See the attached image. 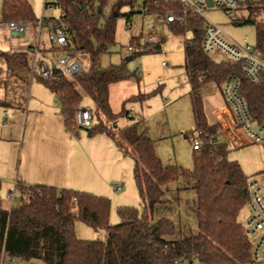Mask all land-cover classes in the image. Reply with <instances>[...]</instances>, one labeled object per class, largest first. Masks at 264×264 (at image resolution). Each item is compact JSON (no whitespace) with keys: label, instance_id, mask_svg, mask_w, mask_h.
Segmentation results:
<instances>
[{"label":"trees","instance_id":"16d2710c","mask_svg":"<svg viewBox=\"0 0 264 264\" xmlns=\"http://www.w3.org/2000/svg\"><path fill=\"white\" fill-rule=\"evenodd\" d=\"M138 0H55L60 17L73 39L72 52L85 56L86 70L53 82H45L60 104L66 132L74 134L77 128L75 108L84 97L93 103L96 111L107 122L116 124L122 109L113 114L108 101V89L113 83L129 79L126 61L119 65L101 67V56L114 45L115 20L123 15L125 7L134 8ZM140 13L164 17L180 8L173 0H139ZM44 4V9L47 7ZM107 9L109 11L107 12ZM0 23L23 21L37 23L28 0H2ZM134 12L124 14L129 16ZM256 26L255 49L264 61V21L242 20ZM204 21L188 14L185 23L168 27L174 34L190 32L184 41V68L190 84L189 98L195 128L201 129L204 143L200 150H192V169L164 165L155 154L154 142L141 121L120 130L123 144L116 139L110 126L99 122L86 129L93 137L105 134L123 155L134 159L133 181L142 203L139 212L133 207H118L119 223L109 222L111 202L108 198L73 189H57L46 185L19 184V202L11 208L0 195V257L4 250L30 264H172L184 258L189 264H252V245L238 216L247 204L246 178L236 162L227 159L228 145L211 141L217 126L206 122L200 91L208 83L222 87L229 76L240 81L239 94L245 100L249 114L257 119L264 116V75L261 82H251L242 72L241 64L227 60L213 61L201 50ZM133 42V40H132ZM159 44L139 46L136 56L153 53ZM9 72L30 70L26 52H2ZM148 95L128 98L126 103L142 100ZM138 102V101H137ZM130 119H134L131 117ZM184 180L185 187L195 194L192 212L198 232L182 234L176 231L170 219H153L157 204L168 203L165 196L170 185ZM181 189H177L179 191ZM80 221L94 230H103L105 240H83L77 237L74 224ZM178 234L177 238L171 237Z\"/></svg>","mask_w":264,"mask_h":264},{"label":"rangeland","instance_id":"374dc122","mask_svg":"<svg viewBox=\"0 0 264 264\" xmlns=\"http://www.w3.org/2000/svg\"><path fill=\"white\" fill-rule=\"evenodd\" d=\"M114 1V0H112ZM34 16L40 18H58L60 10L44 9V0H28ZM49 2V1H48ZM140 1L134 8L125 7L121 16L115 20V43L109 53L100 58V66L119 65L126 57L138 52L145 35L156 32L159 38V49L153 53L136 56L126 63V69L132 76L111 87L110 106L119 115L132 109L134 119L119 115L116 124L107 122L100 115L93 103L84 97L79 106L89 107L94 112L92 125L102 122L110 126L116 139L123 144V150L129 151L123 142L120 130L134 122L141 121V126L148 128V134L154 142L155 154L164 165L192 169V149L188 134L195 128L194 117L189 98V83L182 68L184 63V41L189 39L190 32L174 34L156 15L139 13ZM109 9H107V12ZM134 12L129 19L124 16ZM235 17L241 20L264 21V6L249 10L235 9ZM207 22L218 25L225 34L237 43L246 37L251 45L256 43V26L242 23L238 27L227 17L225 11L213 9L204 13ZM37 35V23H27V31L18 41L28 43ZM4 36L10 39V32L0 33V51L4 48ZM44 37V31L41 33ZM33 37V39H32ZM133 37V42L130 38ZM134 47L129 53L127 46ZM157 44V43H156ZM154 45V44H148ZM68 53L56 52L55 57ZM31 61V57L28 55ZM213 61H221L223 56L211 57ZM82 70L88 67L85 56H78ZM167 64L168 66H163ZM8 72L9 77H6ZM222 87L208 83L200 91L203 110L209 118L211 110L225 105L221 95ZM135 93L148 95L142 101L126 103L124 96ZM0 111L7 110L6 119L0 115V195L6 197L16 188L15 203L19 202L18 186L33 185L31 178L52 183L57 189H73L96 196L108 198L111 202L109 222L119 223L118 207H133L139 212L142 203L139 199L134 181V159L131 155H123L107 135H87L85 128H77L74 134H66L62 117L59 115L60 104L43 82L30 78L28 70L16 71L13 76L0 58ZM142 101V102H141ZM5 108V109H4ZM28 116V119H27ZM210 120H214L210 117ZM187 137V138H186ZM227 159L236 162L244 176L258 179L264 170V151L257 144L244 146H228ZM44 182V183H45ZM40 183V182H38ZM48 185V184H47ZM15 186V187H14ZM119 187V190H117ZM185 187L180 179L170 185V191L164 197L168 203L157 204L153 211V219H170L178 233L196 234V219L192 212L195 206V194ZM177 189H181L176 191ZM247 204L241 210L238 220L242 222L248 216ZM78 238L83 240H105L103 230H94L80 221L74 224ZM178 234L171 237L177 238Z\"/></svg>","mask_w":264,"mask_h":264},{"label":"built area","instance_id":"2783aa9c","mask_svg":"<svg viewBox=\"0 0 264 264\" xmlns=\"http://www.w3.org/2000/svg\"><path fill=\"white\" fill-rule=\"evenodd\" d=\"M49 1V2H48ZM167 0H165L166 2ZM180 6L177 12L170 11L160 18L164 24L185 23L188 14L203 19V38L201 41L202 52L209 57L223 56L227 61L241 64L243 74L253 83L261 82L264 75V61L260 53L251 45L247 38L242 43H237L228 37L221 27L209 23L204 13L213 9H221L226 12L231 22L241 19L235 17V9L249 10L264 6V0H173ZM209 1L211 5H209ZM50 10L55 8V0H44ZM46 8V9H47ZM61 15V13H60ZM232 23V24H233ZM6 28L15 36H22L27 31V23L23 21L0 23V29ZM44 31V37L41 33ZM155 33L149 32L146 36V44H155ZM73 39L64 26L61 17H43L37 21V35L33 43L25 52L31 57L30 76L45 82L56 81L60 77L54 75L55 70L61 72V77L70 78L82 71V67L72 52ZM131 51L132 48L128 47ZM68 53L66 56L55 57L56 52ZM163 66H167L163 64ZM240 81L236 76H229L222 85L221 95L225 105L221 110L212 114L213 122L217 126V132L211 135V141L233 146H244L251 143L257 144L264 151V116L260 119L249 114L245 100L239 94ZM5 117L7 111H0ZM132 109L128 113L131 118ZM94 112L89 107L77 106L75 108V121L78 127L87 128L91 125ZM204 133L201 129L194 128L188 134V139L193 151L200 150L204 143ZM15 187V186H14ZM119 190V187H117ZM247 205L251 212L249 219L244 224V231L251 242L252 264L264 262V170L258 179H247L245 182ZM16 188L9 192L5 199L9 208L15 204ZM0 264H30L29 262L8 255L4 250L0 257ZM172 264H189L184 258L176 259Z\"/></svg>","mask_w":264,"mask_h":264},{"label":"crops","instance_id":"0c3cea01","mask_svg":"<svg viewBox=\"0 0 264 264\" xmlns=\"http://www.w3.org/2000/svg\"><path fill=\"white\" fill-rule=\"evenodd\" d=\"M1 3H2V0H0V12H1ZM140 13V12H139ZM142 14V13H141ZM143 14H145V13H143ZM0 18H1V13H0ZM158 19H160L159 17H157V20ZM4 30H7L6 28H3V29H0V33L2 32V31H4ZM10 32V31H9ZM150 32H152V31H150ZM154 33H155V35H154V37L156 38V42H155V44L157 43H160V40H159V38H157L156 37V32H155V30L153 31ZM149 33V32H148ZM148 33L145 35V37H144V41H143V43H142V46L143 45H146V43H147V40H146V36L148 35ZM25 34V33H24ZM24 34L22 35V36H15V35H13L11 32H10V39L7 37V36H4V40H5V42H4V48L5 49H10L9 51H3V52H25V50H26V48L28 47V46H30L32 43H33V41H34V39H33V37H32V41H30V42H28V43H25L24 41H18L17 39L18 38H23L24 37ZM132 40H134V38L133 37H131L130 38V41L132 42ZM128 47H131L132 48V50L131 51H129L128 50ZM127 51L129 52V53H132L133 51H134V47L131 45V43L129 44V46H127ZM131 56V55H130ZM2 59V58H1ZM3 60V59H2ZM4 62V61H3ZM167 65V64H166ZM168 66V65H167ZM166 66V67H167ZM7 68V67H6ZM182 68H183V70H184V72H185V75H186V77H187V74H186V70H185V68H184V63H183V66H182ZM16 71H14V72H10L11 73V76H13L14 75V73H15ZM18 72V71H17ZM29 72V71H28ZM29 75H30V72H29ZM6 77L8 78L9 77V74H8V72H6ZM30 78H31V76H30ZM32 79V78H31ZM187 81H188V78H187ZM121 82V81H120ZM117 83H119V82H117ZM117 83H113V84H111L110 86H109V89H108V101H109V106L111 105L110 104V97H111V87L113 86V85H115V84H117ZM188 83H189V81H188ZM189 87H190V84H189ZM190 91H191V88H190V90H189V94H190ZM188 94V95H189ZM139 95V94H138ZM134 96H137L135 93H130V95H127V96H124V101H123V104H124V102L128 99V98H130V97H134ZM143 101V100H142ZM141 101V102H142ZM139 102V101H138ZM0 104H2V105H5V102H3V100H0ZM122 104V105H123ZM124 106V105H123ZM222 107L223 106H220L219 108H217V109H213V110H211V113H210V116H209V118L207 117V115L205 114V112H204V115H205V118H206V122H207V124L208 125H210V126H214L213 124H214V122H213V120L211 121L210 120V117L212 116V114H214V112H216V111H219V110H221L222 109ZM124 108V107H123ZM5 109V108H4ZM110 109H111V111H112V113L113 114H116L113 110H112V108H111V106H110ZM7 111V110H6ZM6 117H7V115L5 116V117H3V118H5L6 119ZM133 117H135V114H134V116ZM27 119H28V116H27ZM147 129V134H148V128H146ZM65 130V129H64ZM65 133L66 134H68L66 131H65ZM148 136H149V134H148ZM150 137V136H149ZM187 138V137H186ZM150 139H151V137H150ZM152 140V139H151ZM153 141V140H152ZM154 149H155V145H154ZM31 178V182H34V184L33 185H29V186H34V185H46V186H50V187H54L53 185H52V183H46L45 181H41L40 179H37V178H35V179H33L32 177H30ZM38 182H40V183H38ZM45 182V183H44ZM23 184V183H22ZM48 184V185H47ZM25 185V184H24ZM27 186V185H26ZM54 188H56V187H54ZM248 206V205H247ZM249 208V207H248ZM250 215H251V212H250V210H249V214H248V216H245L244 217V219L242 220V222L241 221H239L242 225H244L245 223H246V221L249 219V217H250ZM255 264H264V262H258V263H255Z\"/></svg>","mask_w":264,"mask_h":264},{"label":"water","instance_id":"95a60500","mask_svg":"<svg viewBox=\"0 0 264 264\" xmlns=\"http://www.w3.org/2000/svg\"><path fill=\"white\" fill-rule=\"evenodd\" d=\"M209 5H211V2L209 1ZM234 27H238L239 26V23L238 22H235V23H233L232 24ZM131 59H132V56H128V57H126L125 58V61L126 62H129V61H131ZM54 75L56 76V77H61V72L59 71V70H55L54 71Z\"/></svg>","mask_w":264,"mask_h":264}]
</instances>
